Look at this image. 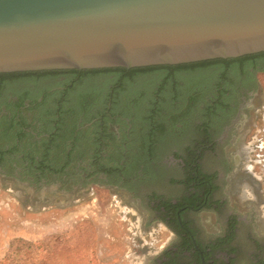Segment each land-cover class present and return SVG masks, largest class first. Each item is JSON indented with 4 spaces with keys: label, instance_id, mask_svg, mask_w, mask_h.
<instances>
[{
    "label": "flooded vegetation",
    "instance_id": "flooded-vegetation-1",
    "mask_svg": "<svg viewBox=\"0 0 264 264\" xmlns=\"http://www.w3.org/2000/svg\"><path fill=\"white\" fill-rule=\"evenodd\" d=\"M236 86L179 115L177 131L166 134L161 152L146 150L149 158L143 161L130 149L133 129L121 148L116 145L120 137L103 131L113 124L133 128L113 114L116 100H109L101 118L84 124L78 119L65 148L58 145L66 135L47 132L38 120L49 115L41 109L42 99L21 105L14 100L16 122L23 125V114L32 118L25 137H15L14 151L0 149V175H8L9 164L15 186L36 199L33 212L74 203L91 195L90 186L111 194L122 190L173 235L153 264H264V173L262 168L254 172L260 162L252 160L256 143L246 145L247 123L258 117V86L246 79ZM98 126L101 132L94 131Z\"/></svg>",
    "mask_w": 264,
    "mask_h": 264
},
{
    "label": "rangeland",
    "instance_id": "rangeland-1",
    "mask_svg": "<svg viewBox=\"0 0 264 264\" xmlns=\"http://www.w3.org/2000/svg\"><path fill=\"white\" fill-rule=\"evenodd\" d=\"M157 76L143 75L137 80L141 83L127 84L130 87L128 94H119L116 100L119 103L112 106L113 114L132 122L133 128L127 129L113 124L103 130L108 136L120 137L121 141L116 145L121 148L126 132L133 129L130 138L135 143L130 145V149L139 152L137 156L142 161L149 158L146 150H151L156 156L161 152L166 134L171 136L177 131L175 124L179 115L189 108L188 101L173 99L171 89L159 93L158 83L152 89L144 87V82L154 80ZM219 77L218 73L215 74L209 85L202 87L203 100L193 106L195 109L203 106L205 98L216 96ZM71 80V77L65 79L68 82ZM85 80L75 88L81 89L79 92H85L87 99H76L75 90L66 99L65 96L57 95L44 100L41 95L45 91L50 88L62 90L67 85L62 84V79L11 82L0 95V116L3 112L9 116L15 115L17 108L11 104L14 100L35 104L42 99L41 109L49 110V115L46 119L38 120L45 124L47 132H63L66 136L58 147H68L78 119L84 124L91 118H101L106 114L108 102L111 100L113 82L106 84L100 99L88 96L87 89L90 86H86L88 81ZM256 80L258 96L255 103L259 111L258 117L255 115L247 123L246 145L251 144L249 140L256 143L258 148L252 153V160L260 162L259 165H253L254 172L257 173L262 168L264 173V74H258ZM97 81L101 82L98 79ZM186 84L185 80H181L180 86L186 87ZM20 89L29 90L31 97L20 100ZM69 99L75 102L72 101V105H61V100ZM93 103L98 105L91 107ZM23 117L25 124L31 123L32 116L23 114ZM56 125L58 128L54 129ZM6 128L9 129V126ZM9 131L1 126L0 149L14 151L18 131ZM94 131L101 132L99 126ZM6 170L7 176L0 175V262L6 257L10 245L19 241L39 244L41 248H53L51 264H153L163 248L173 240V235L161 222L152 219L148 209L140 201L128 198L122 194V190L111 194L102 188L90 186L91 195L74 203L62 208L47 207L40 209V212H33L37 208L35 197L31 193L30 196H25L15 186L10 178L13 172L9 164L6 165ZM261 179L264 199L263 176ZM54 201L61 202L62 199L55 198Z\"/></svg>",
    "mask_w": 264,
    "mask_h": 264
},
{
    "label": "water",
    "instance_id": "water-1",
    "mask_svg": "<svg viewBox=\"0 0 264 264\" xmlns=\"http://www.w3.org/2000/svg\"><path fill=\"white\" fill-rule=\"evenodd\" d=\"M264 53V0H0V74L183 66Z\"/></svg>",
    "mask_w": 264,
    "mask_h": 264
},
{
    "label": "trees",
    "instance_id": "trees-1",
    "mask_svg": "<svg viewBox=\"0 0 264 264\" xmlns=\"http://www.w3.org/2000/svg\"><path fill=\"white\" fill-rule=\"evenodd\" d=\"M220 77L217 81V92L219 95L229 91L230 88H236L239 81L246 79L250 82L257 83L256 76L264 74V53L247 56L239 59L232 60H215L197 64L183 65V66H160L149 67L141 69H105V70H92V71H52V72H37V73H15V74H0V95L4 92V87L11 82L34 80L40 81L44 79H62V84H67L62 90L57 88L42 93L43 99H49L52 96L62 95L67 97L72 96V92H77L76 99L81 97L87 99L85 92H79L81 89L75 88L78 83L85 81L86 86H90L88 96L91 98L103 95L104 88L108 83H114L112 87L111 100H118L119 94H128L130 87L127 84L141 83L139 77L143 75L153 74L157 76L154 80L144 82L146 89H152L158 83L159 93L171 89L174 94L173 99L176 101H188L189 108H187L182 115L191 114L193 106L203 99L202 87H207L210 80L213 79L215 74ZM73 78L71 81H65L67 78ZM115 78V80H114ZM98 80L101 82L98 83ZM161 79V80H160ZM160 80V81H159ZM181 80L187 82L186 87L180 86ZM96 82V83H95ZM84 84V83H83ZM78 93V94H77ZM82 93L84 96H82ZM162 95V94H161ZM218 95V97H220ZM20 100L28 99L31 97L30 91L27 89L19 90ZM22 101L19 102V105ZM116 104H114L115 106ZM17 115L0 116V129L1 126L5 131L17 130V137H25V130L28 126L21 119L23 125L18 124ZM25 124V125H24ZM59 125V124H58ZM9 126V129L6 128ZM9 131V132H10ZM54 249L50 247L41 248L38 244H27L24 242H17L10 245L6 257L0 264H51L53 260Z\"/></svg>",
    "mask_w": 264,
    "mask_h": 264
}]
</instances>
